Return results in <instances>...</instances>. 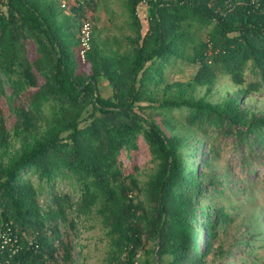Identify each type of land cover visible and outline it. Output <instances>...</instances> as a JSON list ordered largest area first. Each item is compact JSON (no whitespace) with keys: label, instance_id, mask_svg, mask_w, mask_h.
<instances>
[{"label":"trees","instance_id":"trees-1","mask_svg":"<svg viewBox=\"0 0 264 264\" xmlns=\"http://www.w3.org/2000/svg\"><path fill=\"white\" fill-rule=\"evenodd\" d=\"M60 1L0 0V231L11 228L21 246L11 257L9 247L0 250V261L55 264L57 239L68 263L71 249L55 223L65 222L68 211L78 219L96 211L111 237L110 264L228 263L235 245L226 247L218 230L234 219L230 210L235 206L223 202L229 189L224 176L213 171L217 156L204 152L199 166L211 171L199 179L187 155L194 140L209 139L210 128H221L225 135L240 130L250 151L264 150V114L240 101L264 85L245 79L250 68L259 70L264 81V0H134L131 50L101 56L106 79L120 94L118 102L115 93L100 92L94 38L86 55L92 73L77 71L74 52L81 47L76 34L84 6L68 13L59 9ZM202 30L206 40L197 39ZM179 59L201 65L194 79L167 84L162 100H145L150 83L159 84L157 76ZM218 73L241 87L240 98L212 102L193 95L197 87L211 92ZM6 84L14 101V134L23 143L16 151L8 150L11 132L1 101ZM89 103L93 110L84 119ZM174 108L188 109L185 125L197 139L168 132L176 127L164 112ZM114 115L127 119H106ZM141 140L155 164L143 183L121 166L122 155L138 150ZM64 170L77 182L80 199L74 203L57 195L58 209L43 213L39 190ZM26 172L31 175L25 177ZM33 175L39 186L30 180ZM217 199L221 206L214 208ZM231 201L240 202L233 195Z\"/></svg>","mask_w":264,"mask_h":264},{"label":"rangeland","instance_id":"rangeland-1","mask_svg":"<svg viewBox=\"0 0 264 264\" xmlns=\"http://www.w3.org/2000/svg\"><path fill=\"white\" fill-rule=\"evenodd\" d=\"M81 1H84L85 4L87 2V5L84 6L83 14L80 13L78 19L81 22L84 19V14H86L85 17L89 18L92 24V40L94 38L96 62L100 72L98 76L100 92L106 97L113 96L114 93L117 94V96L114 95V101L118 102L120 101V94L118 91L113 93V88L105 76L103 64L105 59L102 60L101 56L123 55L131 50L129 37H133L135 32L132 29L129 9L133 7L134 0ZM72 2V0H61L59 9L71 13L74 6ZM76 35L80 37V32ZM197 39L206 40L207 31L198 32ZM188 51L191 50L188 49ZM31 53V51L27 53L30 60ZM86 55L82 57L80 50L76 51L74 52V60L78 65L77 71L79 73L91 74L93 65L86 61ZM200 68L199 63L189 64L184 59L172 60L164 68L163 75L157 76L158 79H162L160 83H150L148 89L144 92V99L162 100L165 96L167 84L175 82L186 84L194 79ZM262 78L263 76L259 70L257 72H253L250 68L246 70L245 79L247 82L260 80L264 84ZM240 88L229 75L218 73L211 92H208L206 87H197L193 95L206 97L212 102H222L227 97L240 98ZM168 93L173 95L175 91ZM1 101L5 105V119L11 132L9 141L12 142L8 150H20L23 143L14 134V101L11 98V90L7 84L5 86V96L2 97ZM240 101L244 107L253 109L261 115L264 114V85L259 92L243 95ZM150 103L148 101L145 105ZM92 110L93 106L89 103L83 116L84 119ZM135 111L144 115V111L137 106H135ZM164 115L172 121L173 127H176L173 131L168 128V132L176 131L181 135H187L190 142L198 138L194 131L187 129L185 125L188 109H168L165 110ZM106 119L110 122H116L127 118L125 119L122 115H114L110 118L106 117ZM239 131L235 130L233 134L225 135L221 132V128H210L209 139H204L202 143L194 140L187 159L192 167H196V172L199 174L198 178L201 179V173L207 175V172L211 170L202 165L199 166V164L205 159L204 152L212 150L217 156L213 162V171L218 176H224V185L229 189L228 198L223 199V202L232 203L235 206L234 209L230 210L234 219L218 230L221 233L220 241L226 247L232 244L235 245L234 253L228 258L229 262L224 264H242V259H245L246 264H264V150L255 146L250 151L247 144L249 140L243 141ZM260 152H263V154L260 155ZM121 166L128 177L133 175L141 183L146 181L155 170V164L151 159L148 147L142 140L138 150L122 155ZM23 175L28 177L31 173L26 172ZM30 180L39 186L36 176L33 175ZM57 195L67 197L74 203H77L80 199V188L73 175L66 170L48 181L45 180L43 189L39 190L40 206L43 213L58 209L55 201ZM232 195L240 202H230ZM204 206H209L208 202ZM220 206L221 204L217 199L213 207ZM207 212L205 210V213ZM72 221L75 223L74 227ZM55 224L59 229L62 240L70 247L72 254V259L68 263H64L62 259L64 250L59 246V241L55 239L54 244L58 249L55 264H110L112 258L111 237L108 235V227L105 226L96 211L81 219L76 218L72 212L68 211V219L65 222L59 220ZM53 225L54 223L51 224V227ZM205 233L206 231L203 236H205ZM242 240L248 241V243L242 245V243L240 244ZM209 258L211 259V256ZM124 260H126V254L121 256V261ZM113 264H120V261L114 260ZM217 264L223 263L218 262Z\"/></svg>","mask_w":264,"mask_h":264},{"label":"built area","instance_id":"built-area-1","mask_svg":"<svg viewBox=\"0 0 264 264\" xmlns=\"http://www.w3.org/2000/svg\"><path fill=\"white\" fill-rule=\"evenodd\" d=\"M72 1H73L72 3L74 6L76 5L86 6L87 5V2L85 4L84 1H81V0H72ZM85 16H84V19L81 21V26H80V31H79L80 32V43H81L80 53L82 57H85L88 50H90L92 36H93L92 24L89 18H86ZM8 230L10 231H0V250H4L7 247H9V252H10L9 254L11 257L12 255H15L18 252L21 246L19 243L20 241L19 236L15 234L13 231H11V228H9ZM0 264H11V263L9 260H4V261L2 260L0 261Z\"/></svg>","mask_w":264,"mask_h":264},{"label":"crops","instance_id":"crops-1","mask_svg":"<svg viewBox=\"0 0 264 264\" xmlns=\"http://www.w3.org/2000/svg\"><path fill=\"white\" fill-rule=\"evenodd\" d=\"M140 14H141L142 19L144 20V18H145V16H146V13L142 10ZM143 24L146 25V21H143ZM145 25H144V26H145Z\"/></svg>","mask_w":264,"mask_h":264}]
</instances>
